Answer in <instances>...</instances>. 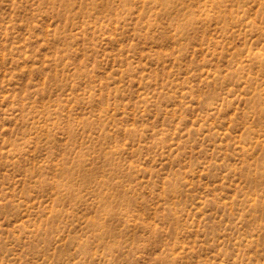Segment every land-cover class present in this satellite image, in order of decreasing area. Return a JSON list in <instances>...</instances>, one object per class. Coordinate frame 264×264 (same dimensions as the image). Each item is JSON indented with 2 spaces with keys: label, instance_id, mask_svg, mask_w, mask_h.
I'll list each match as a JSON object with an SVG mask.
<instances>
[{
  "label": "rangeland",
  "instance_id": "obj_1",
  "mask_svg": "<svg viewBox=\"0 0 264 264\" xmlns=\"http://www.w3.org/2000/svg\"><path fill=\"white\" fill-rule=\"evenodd\" d=\"M0 264H264V0H0Z\"/></svg>",
  "mask_w": 264,
  "mask_h": 264
}]
</instances>
